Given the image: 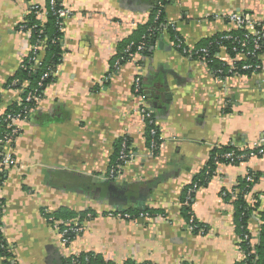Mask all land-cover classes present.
Segmentation results:
<instances>
[{
    "label": "crops",
    "instance_id": "1",
    "mask_svg": "<svg viewBox=\"0 0 264 264\" xmlns=\"http://www.w3.org/2000/svg\"><path fill=\"white\" fill-rule=\"evenodd\" d=\"M157 0H63L70 12L63 21L62 60L21 133L9 149L14 164L0 188L4 200L2 236L10 264H68L91 253L106 263L239 264L244 253L235 224V197L244 179L253 183L247 202L264 210V158L236 165L218 164L194 193L190 210L205 234H194L182 215L186 189L207 177L213 154L225 148H249L264 138V47L259 69L248 75L217 78L202 61L175 49L173 32H162L147 53L135 52L110 72L126 44L149 24ZM44 0H0V115L22 98L8 83L30 53L21 32L31 5ZM188 50L213 37L232 33L226 19L244 12L264 31V0H176L164 9ZM162 42L161 48L157 47ZM218 60L245 61L220 46ZM153 94L159 145L145 146V124L133 91ZM162 93L163 100L159 97ZM157 108H152V105ZM137 155L114 181L102 184L121 138ZM132 191L134 194L128 193ZM226 194V195H225ZM133 196L154 215L149 220L108 218L122 196ZM126 208V206H125ZM67 210L83 232L68 245L60 241V223L47 215ZM133 210V209H131ZM258 213L247 223L254 244L261 225ZM200 227V228H201ZM0 264H4L0 258Z\"/></svg>",
    "mask_w": 264,
    "mask_h": 264
},
{
    "label": "trees",
    "instance_id": "2",
    "mask_svg": "<svg viewBox=\"0 0 264 264\" xmlns=\"http://www.w3.org/2000/svg\"><path fill=\"white\" fill-rule=\"evenodd\" d=\"M50 1H53V9H51ZM176 0H157V3L155 4L154 9L151 11V19L149 21V24L141 29V32H138L137 39L134 41H130L126 44V46L123 49L122 54L116 58L115 63L111 66L112 73H115L118 67L123 65L125 62L129 61V54H134L137 52V48L140 45H144V50L141 51L143 54L147 53V49L152 46L158 35L162 34V30L165 29L166 32H173L174 37V45L175 49L181 52L186 57H189L193 60H199L201 61L204 59V62L206 63V66L210 69V71L215 75L217 78H227L234 75H248L251 74L252 69L248 71H242L241 68L244 65H258V60L256 58H247L245 61H239L234 64V68L236 69V73H227L229 67L226 66V64L220 60H218L217 53L218 48L220 46L226 47L228 53L231 56H234L231 49L232 46L229 41L223 40L222 37L225 35H231V36H239L241 35L240 32L234 31L232 33H226L222 35H218L216 37H213L205 44L201 45L198 48L188 50L185 45L180 44V48H177L178 41H181V38L177 36L174 32V28H171L170 25L165 21V12L164 9L167 5L172 4ZM63 0H44L43 7L39 9L38 8H29V11L27 15L24 18L23 24L20 26L19 30L21 32H27L29 31L30 36V45H34L37 41V39H41L43 43V55L41 58V61L38 66H34V62H32V59L38 55V52L34 53L30 51L26 59L24 60L23 64L20 66L18 73L9 80L8 86L14 87L17 89H20L22 91V99L24 100L28 93H32L34 91H37V94L41 95V99L43 97L45 89L54 83L56 81L55 72L57 71L58 66L61 63L62 60V47H61V39L63 36V32L59 30L58 27V19L54 11L63 9L62 6ZM41 10L46 11V17L45 21L41 22L38 17L37 13ZM161 29V32H160ZM264 47V45H263ZM263 47L259 51V53L262 52ZM205 49L207 53L205 55L201 54L199 52L200 50ZM183 50L189 51L187 54L183 53ZM247 50H251L250 46L247 47ZM116 65V67H115ZM116 68V69H115ZM222 71L221 75H218L216 72ZM47 74L45 78L43 76ZM43 78V79H42ZM39 83L41 84V87L39 86ZM21 107H17L18 103L13 105L12 107L8 108L5 113H16L19 112L22 107L29 108L34 106L33 102L30 103H24ZM36 107V106H35ZM155 119V116L153 114V121ZM145 146H147L151 149L152 143L154 144V149L151 151L152 154L157 151V147L160 143L157 128L152 124L145 123ZM151 131L155 132V135H151ZM8 132L6 129V123H4L2 120L0 121V140L3 138V136ZM123 140L126 141L127 145L130 147V141L125 137L121 138L119 141L118 147H117V155L114 160V162L111 164L109 171L112 168H115L116 165H118L120 162L118 161L119 151L121 147V143ZM2 144L0 143V154L2 153ZM237 153V150L233 147H225L213 154L211 163L208 167V175L206 178L205 176L198 177L197 180L193 182V184L186 189L184 200L182 204V215L184 217V220L186 221L187 225H189V222L192 219V225H194V229H192V232L194 234H197L200 229V225L197 223L196 219L193 217V214L190 210V201L199 188L206 185L207 178L209 179L212 175L214 166H216L214 159L216 158V161L218 164H227V161L221 158L222 155L226 153ZM1 158V156H0ZM235 165L238 164V162L234 163ZM108 171V172H109ZM1 179V186L3 185L4 181L7 177V172L5 174H2ZM251 178V181H247L246 179L243 180L241 186L239 187V191L237 194L232 195H226L231 197H235V201H233L235 206V224H236V231L237 235L239 237V246L241 247L242 252L244 253V260L240 262L239 264H264V210L261 212H257L258 208L260 206L259 202H255L254 204L250 205L247 202V199H245L246 195L251 191L253 179L252 176L249 175ZM194 185L197 186V189L195 192L191 195L189 200H186L187 197V191L191 189ZM4 207V200L0 199V217H2ZM131 216L137 217L141 212L137 210H131L128 209L127 211H123ZM145 213H148L150 216L154 215L151 211L145 210ZM258 213V216L261 220V225L256 237V241L253 243L250 242L251 236L247 231V223L248 221L253 217V213ZM92 213H85L82 216H79V223H76L79 226L81 225V221H84L87 219V217H90ZM48 218H51L55 222H61L60 224V230L65 228V224L69 223L72 224L70 221L75 216L67 211V210H60L56 213H52L51 215H47ZM2 228V223L0 224ZM203 228V227H201ZM206 230L205 228H203ZM199 234V233H198ZM72 240V239H71ZM9 257H10V251L9 247L7 246V243L5 239L2 236V233L0 231V258L3 259L4 264H10L9 263ZM77 263L78 264H111L106 263L100 256L96 254L91 253H82L77 255ZM72 258V257H71ZM68 264H72L71 259L68 260ZM124 264H137L133 261H126ZM140 264H149V263H140Z\"/></svg>",
    "mask_w": 264,
    "mask_h": 264
},
{
    "label": "built area",
    "instance_id": "3",
    "mask_svg": "<svg viewBox=\"0 0 264 264\" xmlns=\"http://www.w3.org/2000/svg\"><path fill=\"white\" fill-rule=\"evenodd\" d=\"M51 9H53V1H50ZM31 9L38 8L40 9L39 5H31ZM42 8V7H41ZM54 13L57 16L58 19V27L61 32H63V21L70 16V12L66 9H59L54 11ZM37 17L41 22L45 21L46 17V11L41 10L37 13ZM226 19L230 21L234 27L235 30L240 32L241 35L239 36H231V35H225L222 37L223 40L229 41L232 46V53L235 56H245L249 58H257L259 51L264 45V31L260 28L259 24H257L249 14L244 12H233L226 16ZM171 28H174L173 24H169ZM165 29L162 30L164 32ZM161 32V29H160ZM29 34L30 32L27 31ZM43 41L41 39H37L36 43L30 48V51L36 53L38 52V55L32 59V62H34V66H38L42 55H43ZM180 44H183L182 41H178L177 48H180ZM250 46L251 50H247V47ZM144 50V45H140L137 48V52H141ZM189 51L183 50L184 54H187ZM201 54L205 55L207 51L205 49L200 50ZM129 59L133 57V54H129ZM202 63L206 66V63L204 62V59L201 60ZM236 63V59H233L231 61H228V63H225L226 66L229 67L227 73H236L234 64ZM116 67V65H115ZM207 67V66H206ZM116 69V68H115ZM119 69V67L117 68ZM116 69V70H117ZM256 72L259 69V65H244L241 70L242 71H248L251 70ZM218 75L222 74V71L216 72ZM57 74V71L55 72V76ZM47 74L43 76L45 78ZM42 78V79H43ZM141 78L137 77L134 81V95L136 99L139 101V106L137 108V112L140 116L141 121L145 124H152L153 121V111L145 104L146 96L143 94L142 86H141ZM39 86L41 87V84L39 83ZM41 100V95L37 94V91H34L32 93H28L25 99L22 98L18 101V106L21 107L23 104L21 102L24 101V103H30L33 102L34 106L25 108L22 107V109L19 112L16 113H3L0 115V121L2 120L4 123H6V129L8 132L3 136V138L0 140V143L2 144V153L0 154V181L2 179V174H5L7 172V169L14 164V159L10 153H8L9 149L13 147L16 139L19 137L21 130H20V124L23 122H26L31 114L33 113L35 106H37L38 102ZM151 135H155L154 131L150 132ZM154 144L151 145V151L154 149ZM238 154L235 153H226L221 156L222 159L227 161V164L235 165V162L242 163L249 159L253 158H264V138H262L257 143L253 144L249 148L239 149L237 150ZM152 154V153H150ZM136 154L131 150V148L127 145L126 141L123 140L121 143L118 161L120 162L118 165H116L115 168H112L106 176H104L103 180L108 182H114L116 181L123 170V168L132 163L135 158ZM215 164L218 165V162L216 161V158L214 159ZM247 181H251L250 177L246 178ZM0 188H1V182H0ZM197 189V186L194 185L191 189L187 191V197L186 200H189L191 195L195 192ZM248 194L246 195L245 199L247 198ZM108 218L119 220V221H135V220H149L148 218H151L148 213L141 212L137 217L131 216L130 214L123 212V211H111L108 212L106 215ZM52 220V219H50ZM192 219L189 222V229H194V225H192ZM0 224H1V217H0ZM65 228L60 231V241L63 245H68L71 243L77 236H79L84 228L83 226H79L75 223L69 224L66 223ZM2 230L0 226V231ZM200 234H205V230L203 228L199 229ZM72 239V240H71ZM77 256H73L71 258L72 264H78L77 263Z\"/></svg>",
    "mask_w": 264,
    "mask_h": 264
},
{
    "label": "water",
    "instance_id": "4",
    "mask_svg": "<svg viewBox=\"0 0 264 264\" xmlns=\"http://www.w3.org/2000/svg\"><path fill=\"white\" fill-rule=\"evenodd\" d=\"M163 46V43L162 42H158L157 43V47L158 48H161ZM143 94L146 96V94L147 95H150L151 96V99H156V98H154L153 97V94H151V93H148L147 91H146V93L145 92H143ZM159 97H161L162 98V100H163V96H162V93H159V95H158ZM146 98H150L149 96H146ZM147 100V99H146ZM156 101V100H155ZM152 108L154 109V108H157V105H156V103H155V105H154V103H153V105H152ZM102 184H107V189H114V188H117V185L114 183V182H108V181H105V180H102V182H101ZM128 193H130V194H134L132 191H128ZM130 204H131V206H130ZM127 205L128 206H130L129 208L130 209H133V210H137V211H140V212H144L145 211V207L143 206V204H140V203H138V201H135V197H133V196H131V197H127V196H122V198H121V200L119 201V202H117L116 203V206L117 207H119V209H128V207H127ZM125 206H126V208H125Z\"/></svg>",
    "mask_w": 264,
    "mask_h": 264
}]
</instances>
